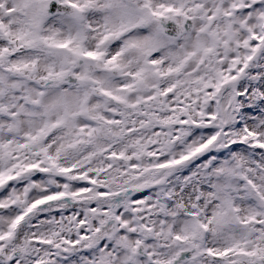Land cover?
Listing matches in <instances>:
<instances>
[{"label":"snow or ice","instance_id":"6c2138e0","mask_svg":"<svg viewBox=\"0 0 264 264\" xmlns=\"http://www.w3.org/2000/svg\"><path fill=\"white\" fill-rule=\"evenodd\" d=\"M0 264H264V0H0Z\"/></svg>","mask_w":264,"mask_h":264}]
</instances>
